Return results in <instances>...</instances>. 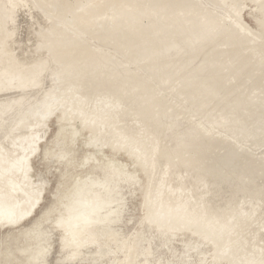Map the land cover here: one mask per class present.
<instances>
[{
	"label": "rangeland",
	"instance_id": "obj_1",
	"mask_svg": "<svg viewBox=\"0 0 264 264\" xmlns=\"http://www.w3.org/2000/svg\"><path fill=\"white\" fill-rule=\"evenodd\" d=\"M41 1L44 10H35L38 20L47 26L58 22L60 38H73L77 46L104 54L139 76L166 100L165 106L171 105L168 112H180L172 123L183 120L185 110L208 134L212 131L262 160L264 169V108L256 107L264 100V0H103L115 2L114 17L121 22L112 25L102 18H82L74 27L75 9L66 7L86 6L89 0ZM136 2L141 23L122 20ZM184 6L191 12H183L187 15L179 22H170V13L180 14ZM19 14L15 37L25 47L32 42L29 17L22 10ZM118 40L126 48H120ZM148 51L154 56L146 57ZM47 67L42 90L33 88L12 107L7 120H17L13 137L0 141V264H33L35 250L50 242L46 264L80 255L85 249L70 236L72 226L103 233L105 240L94 244L97 249L92 253L98 257L94 263L115 264L118 242L140 221L145 238L135 241V248L128 250L131 256L122 264H264L262 169L248 176L230 166L214 174L193 153L178 156L170 148L160 153L168 144L150 133V125L140 122L142 96H134L129 81L96 85L98 76L92 75L101 68L57 80L61 63L50 61ZM172 70L175 77L184 71L187 81L202 83L192 96L194 108L178 93L179 78L164 84L157 75ZM64 112L74 119L65 122ZM217 116L222 124L215 125ZM109 146H119L123 153L115 154L114 164L105 172H91L94 158L107 161ZM117 170L124 177L114 181L110 176ZM128 170H141L138 176L135 173L132 187ZM153 173L163 178V184L146 209ZM205 182L209 186L203 187ZM104 183L107 186L101 188ZM168 183L175 187L169 189ZM69 184L71 191L61 200L59 194ZM177 184H183V189ZM57 199L61 205L42 218ZM166 202L174 206L172 213ZM117 205L124 211L109 218L106 214ZM58 235L65 238L61 247ZM196 247L199 256L192 250ZM140 249L144 256L136 259ZM37 262L42 264L43 259Z\"/></svg>",
	"mask_w": 264,
	"mask_h": 264
},
{
	"label": "bare ground",
	"instance_id": "obj_2",
	"mask_svg": "<svg viewBox=\"0 0 264 264\" xmlns=\"http://www.w3.org/2000/svg\"><path fill=\"white\" fill-rule=\"evenodd\" d=\"M14 2L15 3H11L10 0H0V141L13 137L17 120H15L14 118L12 122H8L9 118L12 116V107L16 102L19 101L22 95L29 94L33 88H35L36 90L42 88V75L48 68L47 63L51 61V63L57 62L61 63L62 65V68L58 72H56L57 80L69 78L70 76H76L77 78L82 72H93L94 70H97V68H101L103 69V71H95L94 75H92L94 78L96 75L98 76L97 81H95L96 85L105 84L108 80L110 82H113V80H115L114 82L120 83H123V81H129V88L130 90L134 89V96H142L140 102L143 104L138 109L141 113L140 122L142 124H145V126L150 125V133L156 135L158 138L168 144L167 146L164 144V147H161L159 149L160 153H165L167 148L172 149L178 154V156H183L184 153H193L195 155V158L201 160L200 162L203 163V167L214 174H219L223 168H230V166L248 176L253 172L260 171L262 169V160H259L249 152L247 153L245 151H242V149L239 150V147L232 141V143L226 142L224 139L215 136V133L212 131L211 134H208V129L206 130L205 128L198 126L197 119H192L193 114L189 113L188 115V113H186L187 111L184 110V114H186V117H184L183 120H177L172 123V121L177 118L180 112H175V110L168 112L171 105L165 106L166 100L162 96H157L156 93L151 90V86L144 84V80L140 79L139 76L135 75L133 72L126 71V68L122 65V63H114L104 54H98L92 49L86 50L84 46H77V40L73 38H60L59 36L63 33H60L56 30V27L59 25L58 22H55L52 26H47V23L41 22L36 17L35 10L44 8V3L41 0H22V2H20L19 0H15ZM87 4L88 5L86 6H81L80 4V6L68 5L66 7L75 9V14L73 15L74 17L72 19H75L76 21L72 23V27L77 25L79 23V20H81L82 18H87L89 21H94L97 18H102L103 20L111 21L112 25H116L118 22H121V20L114 17L113 11L116 10L115 2L113 4H107L103 0H89ZM139 4V2H136L134 4V10L132 12H125V16L122 17V20L136 19L140 24L142 16L135 11L136 7ZM53 6L54 5H52V7ZM21 10L29 17L27 23L29 24L28 26L30 28V33L32 34L33 39H30L32 41L31 44L28 46L26 45L25 47L24 43L20 42L15 37L17 32V23L20 18L19 13L21 12ZM149 11L156 12L154 8H149ZM178 12H180V14H174L175 12L170 13L173 15L170 19V22H179L183 19V16L187 15L183 12L190 13L191 9L188 6H184L183 8L179 9ZM164 13V11L161 12V14ZM121 14L122 13L118 12L116 15ZM227 16H230V14L228 13ZM227 16H224L225 21L227 19ZM187 20L193 21L192 17H188ZM65 22H68V20H66ZM227 22L232 25L230 21ZM47 27L49 29H47L46 31ZM153 30H156V28H153ZM238 33L243 34V32ZM171 37L174 38L175 36ZM110 39L114 38L112 37ZM118 41V46L120 48H126V44H124V41ZM47 42H50L51 44H47ZM45 49L46 52H44ZM24 53L28 55L22 56V54ZM43 54L44 56L46 55V57L42 56ZM179 55H181V53H179ZM153 56L154 55L152 51L147 52L146 57ZM100 73L101 76H99ZM107 73L111 78L105 77L108 75ZM173 73V70L162 71L157 75L159 76V78L166 81V83L164 84H167L168 82L173 84V82L178 81L179 78L178 93L183 94L184 97L192 105V108H194V104L191 102L193 100L192 96L194 92H197V90H199L202 83L187 81L186 78H183L184 71H181V74H179L177 77H175ZM216 82L219 86L221 85V79ZM131 98V100L134 99L135 101H137L134 97ZM256 104V107L258 109L264 108V100L257 102ZM204 110L205 108H202L201 112H205ZM21 111L22 109L18 113H20ZM62 115L64 116L63 119L65 122L72 121L74 119L73 115L70 113L64 112ZM57 118H59V116H57ZM213 121L215 122V125L219 123L222 124V121L218 119V116ZM207 122L210 123L211 119ZM68 130L71 131L72 128L70 127L68 128ZM75 130L76 132L79 131V129ZM84 133L86 135L88 134L87 129ZM63 136H66L65 133L61 134V137ZM107 149L108 155L105 154L108 158L106 159L107 161L101 162L100 158H94L89 167L91 172L92 170L96 169L100 170L101 172H105L108 165L114 164L115 159L113 157L115 156V154L119 155L123 153L119 146H109L107 147ZM103 159L105 160V158ZM67 163L68 165H71L70 162ZM262 170L264 172V169ZM129 172L130 177L132 178V182L130 183L132 187L135 179V173L136 176H138V173H141V170H132ZM157 176H154L153 173V176L151 177L152 185L146 197V209H148L149 207L150 199L157 193V191H155L156 188L161 183L163 184V178ZM110 177L112 180L116 181L124 176L122 174V170H117V172H115V174ZM110 177L106 180V182H110ZM208 182L209 184L217 185V182L213 180H208ZM209 184L205 182L204 184L202 183V186L206 187L209 186ZM71 186L72 185L69 184L59 194L61 200L68 197L69 192L71 191ZM105 186H107V184L104 183L102 184L101 188H104ZM165 186L169 187V189L171 190L175 187L173 184L169 185V183ZM176 186L180 190H182L184 187L183 184H177ZM199 195L200 193H198V196ZM170 200L171 196L167 197V201L170 202ZM165 204L168 207V212L172 213V211L174 210V206L167 202ZM60 205L61 201L57 199V202L53 206L46 208V210L42 214V218L49 214V212L57 209ZM117 206L118 207H116L114 211L106 214L109 218L112 219V216L124 211L123 206ZM141 227L142 221H140L139 227L133 230L132 233L126 236L123 235L121 237L122 239L118 242L117 249L115 251V258L113 259V262L115 264H122L121 262H124L127 258H129L131 256V253L128 252V250H132L135 248V241L138 240V243H141L139 240L145 238L141 233ZM69 234L70 236H73L75 239H77V241L79 242L78 245L80 246V248H84L85 251L80 255H74L73 258L66 257L62 260L63 262H60L59 264H72L73 261L77 262V264H95L94 262L97 261L98 257L96 253H92L93 250L97 249L94 244L97 240H105L104 234L101 232L98 233L96 230L85 226L82 228H76L72 226L69 228ZM58 240L59 246L61 247L62 242H64L65 238L63 237V235H58ZM87 244L89 246H86ZM50 247L51 242L42 245L39 249L35 250L36 254L31 258L33 261H35L33 262V264H38V259H43L42 264H46L50 252ZM192 250L195 251L198 256L201 255L198 247L193 248ZM138 255H140V258L138 257ZM138 255L135 256L136 259H142V257L144 256V251L142 249L138 250ZM11 256L12 253L9 254L11 260L15 258H11ZM168 264H175V262H171Z\"/></svg>",
	"mask_w": 264,
	"mask_h": 264
}]
</instances>
